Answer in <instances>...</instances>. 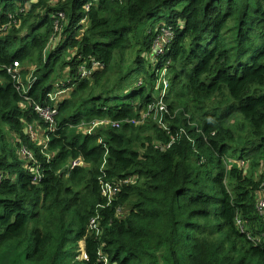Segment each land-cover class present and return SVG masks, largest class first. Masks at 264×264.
Returning a JSON list of instances; mask_svg holds the SVG:
<instances>
[{
    "label": "trees",
    "instance_id": "1",
    "mask_svg": "<svg viewBox=\"0 0 264 264\" xmlns=\"http://www.w3.org/2000/svg\"><path fill=\"white\" fill-rule=\"evenodd\" d=\"M263 183L264 0H0V264H264Z\"/></svg>",
    "mask_w": 264,
    "mask_h": 264
},
{
    "label": "built area",
    "instance_id": "2",
    "mask_svg": "<svg viewBox=\"0 0 264 264\" xmlns=\"http://www.w3.org/2000/svg\"><path fill=\"white\" fill-rule=\"evenodd\" d=\"M159 39V38H158ZM167 42V41H166ZM157 47H155L156 51H157ZM166 51L165 50H160V52H162V54ZM158 53V51H157ZM20 66L19 62H15V64L8 69L9 72H11L13 78L15 81L18 82V87H20L23 83L21 82V80L19 79V77L21 76L19 71H17V68ZM90 72L84 70L82 76L88 75ZM170 87V80L168 78V69L167 67H164L161 71H160V77L158 80V84H157V88L158 89H162V94L156 98V101H154L152 104L149 105V107L143 111L141 113V116L138 119H133L131 120L132 123H134L135 125H141V124H145V122L150 118L153 117V119L155 120L154 122H156L160 127L167 129L169 131V126H168V122L165 121L166 115L169 114L168 112V106L165 103V98L167 96V92L169 90ZM58 92L52 96V98H55L57 96ZM36 111L39 113V115L41 117H43L47 123H49L50 125V130H52L55 127L56 124V116L58 114V110L55 106H40L37 105L36 106ZM103 123H109V121L103 120L101 122H92L90 124V127L87 128V132L88 133H92V130L94 127H96L98 124H103ZM114 126L116 127H120V122H114L113 123ZM30 156H32V154H30ZM82 161V159H77L73 162L72 166H76V165H83L84 162L82 164H80L79 162ZM79 163V164H78ZM136 177H129L128 179H124L123 181H120L118 184H115L113 182H109V181H105L103 178H101V191L102 194L111 202L114 197L120 192V190L122 189L124 184H130V183H134V179ZM264 185V183H263ZM258 209L261 213V215L264 216V197L261 198L259 205H258ZM108 264V263H107Z\"/></svg>",
    "mask_w": 264,
    "mask_h": 264
},
{
    "label": "rangeland",
    "instance_id": "3",
    "mask_svg": "<svg viewBox=\"0 0 264 264\" xmlns=\"http://www.w3.org/2000/svg\"><path fill=\"white\" fill-rule=\"evenodd\" d=\"M160 22H164L163 19L160 20ZM171 36H172V28L169 25H167L166 28L163 29V32L160 34L159 39L157 40V42L155 43V46H154V48L156 46H158L157 47V51H158L159 55L162 54V52H160V50H165L166 49V44H168V41H169V39H170ZM153 69H154V67H153ZM19 70H21V66H19L17 68V71H19ZM19 79L21 80V82L23 83L24 86H29V83L31 82V76L21 75L19 77ZM65 93H66V90H63V92L62 91H58V94H57L56 97H60L61 95H64ZM165 121L166 122H169V120L167 118H165ZM170 122H172V120H170ZM86 125L87 124H83L82 127L79 126V128H77V130H79L80 132H83L84 133L87 130V128H86L87 126ZM27 128H28L29 134H31L33 136H38L40 144H42L45 147H47V145H46V142H47V134H48L47 132L50 130V127H48L49 130L47 129V131H44V129H42V128H36L34 125L32 127H27ZM236 161H237V159H232L231 162L235 164V163H237ZM79 163L82 164L83 162L80 161ZM258 178H260L259 175H258ZM135 181H136V178L134 179V182Z\"/></svg>",
    "mask_w": 264,
    "mask_h": 264
},
{
    "label": "clouds",
    "instance_id": "4",
    "mask_svg": "<svg viewBox=\"0 0 264 264\" xmlns=\"http://www.w3.org/2000/svg\"><path fill=\"white\" fill-rule=\"evenodd\" d=\"M21 75V74H20ZM49 131H53V129L52 130H49ZM29 153V156H30V154H32V156H30V158L32 159V160H34V155H33V153L32 152H28ZM84 162V161H83Z\"/></svg>",
    "mask_w": 264,
    "mask_h": 264
},
{
    "label": "water",
    "instance_id": "5",
    "mask_svg": "<svg viewBox=\"0 0 264 264\" xmlns=\"http://www.w3.org/2000/svg\"><path fill=\"white\" fill-rule=\"evenodd\" d=\"M25 132H28V128L25 129Z\"/></svg>",
    "mask_w": 264,
    "mask_h": 264
}]
</instances>
